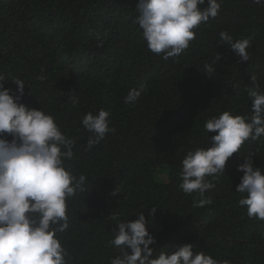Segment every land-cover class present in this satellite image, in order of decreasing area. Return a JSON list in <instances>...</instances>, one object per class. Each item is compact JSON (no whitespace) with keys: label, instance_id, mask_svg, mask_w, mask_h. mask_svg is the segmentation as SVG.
<instances>
[{"label":"trees","instance_id":"obj_1","mask_svg":"<svg viewBox=\"0 0 264 264\" xmlns=\"http://www.w3.org/2000/svg\"><path fill=\"white\" fill-rule=\"evenodd\" d=\"M136 3L0 0V72L26 85L21 95L10 79L3 84L20 103L52 114L75 139L67 167L84 174L90 189L67 202L69 227L59 236L68 264H110L119 254L109 243L118 229L113 217L127 222L138 211L155 239L149 245L153 255L190 243L229 264H264V221L247 216L236 192L243 175L237 165L245 157L264 169V136L248 140L227 160L224 175L205 193L211 203L194 206L196 194L179 187L186 152L205 147L215 134L204 131L205 122L225 110L250 114L251 77L264 91V4L223 0L219 14L199 26L189 47L164 60L146 45ZM221 31L234 41L250 39L248 62L219 43ZM141 84L146 91L136 104L124 103L128 91ZM101 108L110 112L115 132L88 150L91 133L81 119Z\"/></svg>","mask_w":264,"mask_h":264},{"label":"clouds","instance_id":"obj_2","mask_svg":"<svg viewBox=\"0 0 264 264\" xmlns=\"http://www.w3.org/2000/svg\"><path fill=\"white\" fill-rule=\"evenodd\" d=\"M222 3L223 0H137L136 22L148 49L168 60L189 47L196 30L219 14ZM253 3L264 4V0ZM219 37V43L230 47L240 61H249V38L234 41L226 31H221ZM205 67L208 73L213 71L212 65ZM6 78L16 84V92L21 95L26 85L23 79L8 78L0 72V264H68L70 257L59 236L69 227L67 202L90 190L86 188V176H77L67 167L76 141L42 107L20 103L19 96L4 86ZM251 81L247 90L250 114L225 110L212 116L205 122L204 131L215 134L207 138L205 147L188 150L181 161L179 187L185 194H196L194 206L211 203L205 193L215 187L213 181L223 174L227 160L239 153L248 140L264 136V91L255 83V77ZM145 91L144 84L130 89L124 103L135 105ZM76 104L73 99V106ZM81 123L91 133L88 150L107 133L115 132L110 127V112L103 108L95 114H84ZM237 170L243 172L236 185V192L242 194L239 205L246 208L249 218L264 221V169L254 167L252 160L245 157ZM154 213L155 206L149 215ZM135 214L137 218L127 222L113 217L118 229L112 231L109 243L119 254L110 258V264H229L202 250L195 251L190 243L178 245L168 255L164 250L153 255L149 245L155 239L146 228L148 221L142 212Z\"/></svg>","mask_w":264,"mask_h":264}]
</instances>
